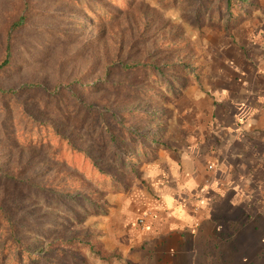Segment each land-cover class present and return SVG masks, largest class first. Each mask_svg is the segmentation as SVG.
<instances>
[{
	"label": "rangeland",
	"instance_id": "obj_1",
	"mask_svg": "<svg viewBox=\"0 0 264 264\" xmlns=\"http://www.w3.org/2000/svg\"><path fill=\"white\" fill-rule=\"evenodd\" d=\"M217 1L0 0V264H139L167 193L187 198L182 165L220 177L237 86L264 70V0Z\"/></svg>",
	"mask_w": 264,
	"mask_h": 264
},
{
	"label": "crops",
	"instance_id": "obj_2",
	"mask_svg": "<svg viewBox=\"0 0 264 264\" xmlns=\"http://www.w3.org/2000/svg\"><path fill=\"white\" fill-rule=\"evenodd\" d=\"M255 75L258 82L239 84L233 96L231 160L212 156L221 174L208 179L213 173L204 165H182L175 191L187 198L167 193V227L152 231L147 242L141 237L139 264H197L209 245L242 251L235 264H264V70Z\"/></svg>",
	"mask_w": 264,
	"mask_h": 264
},
{
	"label": "trees",
	"instance_id": "obj_3",
	"mask_svg": "<svg viewBox=\"0 0 264 264\" xmlns=\"http://www.w3.org/2000/svg\"><path fill=\"white\" fill-rule=\"evenodd\" d=\"M233 5V0H218L217 4H216V10L220 9V6H222L223 9H225V11L229 12L231 10V7ZM24 20V17H23ZM22 23V17H19L17 20H15L11 26V28H16L18 26H21ZM7 52H8V48H7ZM8 55L7 54V58H5L1 63H0V67L5 66L8 63ZM0 213L2 212V209H0ZM1 221L4 222V224L7 226L6 228V235L8 236V240H7V244L4 247L5 249L8 247V245L10 244V247H14L17 249L18 253H22L21 252V247L23 249L22 243L20 242V237L18 236V232H17V227L14 224V221L12 218L5 216V218L3 219L1 217ZM32 259L31 257L29 258V260Z\"/></svg>",
	"mask_w": 264,
	"mask_h": 264
}]
</instances>
